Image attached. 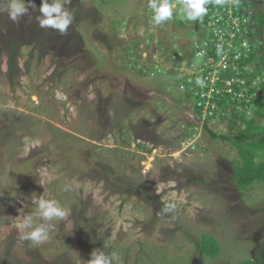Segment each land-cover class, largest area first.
<instances>
[{
  "label": "rangeland",
  "instance_id": "374dc122",
  "mask_svg": "<svg viewBox=\"0 0 264 264\" xmlns=\"http://www.w3.org/2000/svg\"><path fill=\"white\" fill-rule=\"evenodd\" d=\"M242 1L258 24L259 0ZM62 2L73 15L64 34L39 26L41 0H26L17 22L0 0V264H87L97 249L122 264H258L264 141L213 138L247 131L256 116L202 119L180 89L168 58L180 47L191 56L197 36L181 0L160 26L148 0ZM156 66L165 73L150 75ZM251 125L249 135L264 134V119ZM245 159L247 178H259L239 187ZM39 199L65 215L32 245L22 221ZM204 235L217 257L197 248Z\"/></svg>",
  "mask_w": 264,
  "mask_h": 264
},
{
  "label": "built area",
  "instance_id": "2783aa9c",
  "mask_svg": "<svg viewBox=\"0 0 264 264\" xmlns=\"http://www.w3.org/2000/svg\"><path fill=\"white\" fill-rule=\"evenodd\" d=\"M208 14L202 27L190 43L191 56L180 48L173 52L172 63L178 65L176 75L181 79L180 89L193 101L192 105L202 119L224 117L227 113H254L261 97L264 76L259 68V51L253 44L249 29L255 21L240 12L236 0L206 5ZM243 9V8H241ZM221 52L217 54V46ZM189 51V50H188ZM203 52L204 55H198ZM197 61H193V60ZM183 65L186 68L183 69ZM165 73L156 66L150 75ZM204 81L197 86V78Z\"/></svg>",
  "mask_w": 264,
  "mask_h": 264
},
{
  "label": "clouds",
  "instance_id": "9594fccd",
  "mask_svg": "<svg viewBox=\"0 0 264 264\" xmlns=\"http://www.w3.org/2000/svg\"><path fill=\"white\" fill-rule=\"evenodd\" d=\"M26 0H8L6 11L9 18L13 22H17L23 16L28 14L29 8L25 6ZM213 0H181L178 14L183 16L188 21H202L208 14V7L206 5L212 3ZM215 4H222L223 0H214ZM30 6L34 3H28ZM148 8L151 10V17L149 23L154 26H160L165 22L171 20L174 15V10L177 5L171 0H148ZM40 15L36 20L41 28H51L58 30L61 34L66 33L69 26L72 24V12L65 6L62 0H41L39 7ZM221 52V47L217 46V54ZM198 55H204L203 52ZM197 86L202 87L204 81L197 78L195 81ZM38 212L29 214L23 217V227L30 228L31 231L27 233L24 239L32 242V245H39L48 239L50 222L63 218L65 210L55 199L45 200L39 199L36 201ZM175 208V204H166L162 212L168 213ZM34 215H39L44 221L43 223L35 224ZM87 264H122L120 255L113 251L106 254L103 250L97 249L91 253V258Z\"/></svg>",
  "mask_w": 264,
  "mask_h": 264
},
{
  "label": "trees",
  "instance_id": "16d2710c",
  "mask_svg": "<svg viewBox=\"0 0 264 264\" xmlns=\"http://www.w3.org/2000/svg\"><path fill=\"white\" fill-rule=\"evenodd\" d=\"M257 21L260 22V24L264 30V15L257 13ZM173 23H175V25L184 26L181 21L175 20V21H173ZM201 27H202V22L196 21L193 24V27L190 29V32H193V33L197 32L201 29ZM250 37H252V36L250 35ZM192 58H194V55H191V59ZM259 62H260V60H259ZM261 87H262L261 97L256 101V110L254 111V115L256 116V118L247 123L248 124L247 125L248 130L243 131V132H239L234 137H231L230 135L218 136V135H216V133L212 132L211 135L213 138L218 137V138H221L222 140H225V141H234V142H238V143H245V141H248V140L249 141H253V140L258 141V139H260L261 142L264 141V134L258 135L259 133H255V132H251V133H253V136L248 134L250 132V129L252 126L251 124H253L255 121L264 119V83L262 84ZM252 158H253V155H252ZM254 159H256V157L253 158V161H254ZM249 163H250L249 159L247 161L245 159L244 164L241 167V172L240 173L235 172V176H236L235 180H236L239 187L254 183L259 178L257 175L252 176V174H249L250 176H249V178H247L246 171H248L247 170V164H249ZM197 248L200 249L205 255H207L209 257H213V258L217 257L221 251V247H220L219 243L213 237H210L207 235L202 236L201 242L197 245ZM257 262H258V264H264V248L261 250L260 258L258 259ZM251 264H254V262L251 261Z\"/></svg>",
  "mask_w": 264,
  "mask_h": 264
},
{
  "label": "flooded vegetation",
  "instance_id": "af4514ba",
  "mask_svg": "<svg viewBox=\"0 0 264 264\" xmlns=\"http://www.w3.org/2000/svg\"><path fill=\"white\" fill-rule=\"evenodd\" d=\"M244 1H246V0H243L242 2H244ZM259 4L263 7H259V5L257 4L256 5L257 12H258V14L264 15V0H259ZM249 32H250V35L252 36L253 44L255 45L257 43V41H260L259 40V33H258V25L257 24L252 25L249 29ZM263 32H264V30H263ZM260 42H261V46H262L261 61L263 63V61H264V35H263V38L261 39ZM263 67H264V64H263Z\"/></svg>",
  "mask_w": 264,
  "mask_h": 264
},
{
  "label": "crops",
  "instance_id": "0c3cea01",
  "mask_svg": "<svg viewBox=\"0 0 264 264\" xmlns=\"http://www.w3.org/2000/svg\"><path fill=\"white\" fill-rule=\"evenodd\" d=\"M255 47H256V49H258V51H259V57H258V59L260 60V62H259V66H262V62H261V55H262V46H260V45H258L257 43L255 44ZM258 60V61H259Z\"/></svg>",
  "mask_w": 264,
  "mask_h": 264
},
{
  "label": "water",
  "instance_id": "95a60500",
  "mask_svg": "<svg viewBox=\"0 0 264 264\" xmlns=\"http://www.w3.org/2000/svg\"><path fill=\"white\" fill-rule=\"evenodd\" d=\"M258 33H259V40L261 41V39L263 38L264 32H263V28L260 24V22H258Z\"/></svg>",
  "mask_w": 264,
  "mask_h": 264
}]
</instances>
